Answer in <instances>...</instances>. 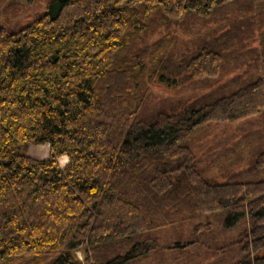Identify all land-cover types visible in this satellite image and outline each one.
<instances>
[{"label":"trees","instance_id":"obj_1","mask_svg":"<svg viewBox=\"0 0 264 264\" xmlns=\"http://www.w3.org/2000/svg\"><path fill=\"white\" fill-rule=\"evenodd\" d=\"M260 61L264 0H47L0 26V264H264V144L242 132L219 170L194 144L264 113Z\"/></svg>","mask_w":264,"mask_h":264},{"label":"rangeland","instance_id":"obj_2","mask_svg":"<svg viewBox=\"0 0 264 264\" xmlns=\"http://www.w3.org/2000/svg\"><path fill=\"white\" fill-rule=\"evenodd\" d=\"M47 0H1L0 1V26H6L8 28H16L17 25L19 24H25L27 21L35 18L38 16V14L42 13L45 11V6H46ZM251 22L249 21V27L254 29V36L258 35V28H260L261 24L260 23V17L261 14L259 15L254 9H251L250 14ZM192 25V29L190 31H186L183 29V27H179L178 32L179 33L176 38L179 41V45L181 47H184L187 44H191V42L197 38V36H201L202 33L206 32L205 29H202V31H197V24ZM237 26H240L239 23L236 24ZM236 26V27H237ZM247 26L244 28H236L237 29H243L245 30ZM248 27V28H249ZM171 29L172 34H174L175 27L173 25L170 26L169 29L164 30V28L159 27L157 30L150 31L148 33H145L141 39L137 40V46H142L145 44V42L151 43L153 42L156 38H159L167 33L168 30ZM242 30V31H243ZM193 31V32H191ZM191 32V33H190ZM259 36H257L258 38ZM258 41V39H257ZM256 40H254L253 44L257 45ZM259 49L262 47H258ZM260 49V51H261ZM253 71H257L259 73L264 72V61H260L257 63V66L253 65L251 68ZM153 84V83H152ZM155 87V90H159L158 92H162L163 94H170L173 90L167 88L161 83H154L153 84ZM190 91V90H189ZM173 93V92H172ZM190 93V92H189ZM149 106H156L154 103H150ZM264 116V113L260 115V117L253 118V123L244 121L241 122L240 124H219L213 126L211 129H209V132L207 135H205L202 139L195 140L194 144L196 143L197 147H202L204 146L203 153H204V158L203 161L205 162V166L207 168H210L211 170H219L220 167L223 165L225 166L229 165L232 161H235L236 152L234 148H238L241 143H238L240 134L242 132H245V135H249V141H251L252 145L259 146L260 144H264V135H259L258 131H262L264 133V127L259 126L260 120H262L261 117ZM250 121V120H249ZM246 141V140H245ZM248 141H246V146H249ZM37 148H41L39 146H35ZM34 148V147H33ZM45 148V149H44ZM40 155H36L35 157L38 158H45L48 156V153L50 151V146L48 144H45ZM32 150V149H31ZM45 150H47L45 152ZM33 151V150H32ZM31 151V154H32ZM48 152V153H47ZM47 154V155H46ZM210 155L213 157V161L209 160ZM229 158V160L227 159ZM60 161L62 165L67 163V157L66 156H61ZM230 162V163H229ZM231 166V165H229ZM232 167V166H231ZM233 170H238L241 169V167H233ZM209 169H207L208 171ZM231 170V169H230ZM243 172V170H242ZM264 175V171L261 173ZM244 176H250V177H255L254 174H243ZM237 230V228H234V230ZM217 232H214V236L217 238L219 234V230H216ZM77 253L80 255L81 258L84 257L83 253L81 250H77ZM264 253V251L262 252ZM166 255L164 258L161 259L163 264H166V260L169 259L170 253L166 252ZM199 257V256H198Z\"/></svg>","mask_w":264,"mask_h":264},{"label":"crops","instance_id":"obj_3","mask_svg":"<svg viewBox=\"0 0 264 264\" xmlns=\"http://www.w3.org/2000/svg\"><path fill=\"white\" fill-rule=\"evenodd\" d=\"M258 117H260V116H258ZM262 118V120H260V122H259V126H261V127H264V116L263 117H261ZM35 146H39V147H41L42 149L45 147V144L44 145H32L31 147H30V149H29V151H30V155H32V156H36L35 155V153H33V151L31 150V149H33V147H35ZM45 149V148H44ZM31 151H32V154H31ZM47 150H45V152H46ZM48 153V152H47ZM49 153H50V151H49ZM48 153V154H49ZM47 155V154H46Z\"/></svg>","mask_w":264,"mask_h":264},{"label":"bare ground","instance_id":"obj_4","mask_svg":"<svg viewBox=\"0 0 264 264\" xmlns=\"http://www.w3.org/2000/svg\"><path fill=\"white\" fill-rule=\"evenodd\" d=\"M32 150L33 153H35V155H40L41 152L43 151L41 148H37V147H34Z\"/></svg>","mask_w":264,"mask_h":264}]
</instances>
